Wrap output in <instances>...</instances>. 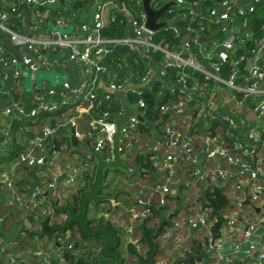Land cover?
<instances>
[{
    "label": "built area",
    "instance_id": "built-area-1",
    "mask_svg": "<svg viewBox=\"0 0 264 264\" xmlns=\"http://www.w3.org/2000/svg\"><path fill=\"white\" fill-rule=\"evenodd\" d=\"M91 1L94 8L90 20L77 21L75 15L59 12L60 0H0V80H6L11 71L18 73V64L37 70L40 64L47 67L54 63L44 53L37 54L35 58L27 52L10 53L3 43L4 36L14 45H26L34 53L37 47L66 49L67 60L83 64V80L74 87L66 81L60 88L47 87L45 94L40 92L35 98V106L29 115L35 116L44 110L56 112L63 106L73 105L75 109L72 112L61 110L58 116L66 117V123L72 127L75 136L92 140V151L110 157L112 135L116 130L115 118L123 108L120 104L116 112L111 111L109 107L120 101L107 90L105 93L97 90L96 81L103 74L107 77V86L120 90L129 82L128 76H135L136 83L142 84L131 87L125 93V100L135 114L128 116L121 126L119 149L123 158L125 152L121 142H127L138 129L141 121L138 114L147 120L144 114L147 102L143 93L152 92L154 88L150 85L155 80L161 81L156 94L165 90L170 93L165 101L156 103L158 112L169 118L161 136L168 151L157 162L167 174L143 187L142 192L149 197L147 202L158 192L161 194L160 203H165V196L172 192L169 183L175 176L179 161L191 165V174L195 179H212L217 184L232 186V197L238 207L232 210L225 225L220 227V235L209 238L204 251L218 255L225 262L248 257L243 264H264V21L259 37H252L249 26L251 15L264 0H212L211 4H206V0H174L164 9L161 17L165 21L162 27L171 28L173 37L178 38L170 45L164 43L163 37L157 41L153 39L158 29L145 27L146 13L142 0ZM165 2L167 0H151L150 4L152 8H158ZM26 7L30 8L32 19L26 30H21ZM49 9L56 15V25L50 34L43 37L29 35L46 19ZM108 9L120 13V21H127L132 36L120 34L108 38L103 34V16ZM76 21L80 32L66 33L60 29ZM210 35V39L200 41V37ZM116 46L125 47V54L116 60V69H111L101 58ZM238 48L244 52L236 55ZM139 50L143 53L144 66L141 69L137 65L133 66L134 69L127 67L128 62L133 63L126 56L139 55ZM155 51L160 52V59H155ZM58 59L59 62L64 61ZM225 62L230 66L227 75L223 74ZM153 64L159 66L157 75L156 71L153 73ZM123 71L126 74L119 76ZM66 92L75 97L66 99ZM128 92H131L130 100ZM99 105L105 107L97 109L96 114L91 113ZM2 113L5 136L8 138L10 107H5ZM84 114L91 116L84 119ZM149 124L154 126L153 122ZM57 125L61 124H45L38 131H32L24 148L13 155L11 162L0 163V181L3 190L7 191L6 203L9 207L16 205L36 215L37 207L45 203V196L55 198L61 186L76 183L81 166L73 161L64 162L62 158L67 154L56 150L52 140L47 144L48 136L54 138ZM172 147L174 151L170 150ZM107 152L109 154L104 155ZM90 153L91 150L87 156ZM24 164L37 168L36 179L28 181L20 189L16 184L15 169ZM191 183L193 181H189ZM246 200L251 206L242 209ZM147 202L137 197L134 204L142 207L129 208L125 224L128 233L132 232L136 221L140 222L148 216ZM255 206L259 209L256 210ZM208 212V207L198 205L190 214L174 220L163 231L162 240L175 246L182 245L191 229L209 226ZM261 228L263 231H260ZM2 232L0 264H34L31 258L50 263L53 252L61 264H67L62 249L73 247L72 242H65L63 237L55 234V241L61 245L58 254L56 250L43 247L21 246L9 251L3 247V239L5 237L9 241L10 237ZM156 263L166 264L165 260H157ZM189 264H203L202 258Z\"/></svg>",
    "mask_w": 264,
    "mask_h": 264
},
{
    "label": "trees",
    "instance_id": "trees-1",
    "mask_svg": "<svg viewBox=\"0 0 264 264\" xmlns=\"http://www.w3.org/2000/svg\"><path fill=\"white\" fill-rule=\"evenodd\" d=\"M212 0H206V4H211ZM206 9V8H204ZM203 9V10H204ZM68 9L63 8L62 6L59 7V12L63 14V12H67ZM63 11V12H62ZM120 13H117V18L109 25V27L105 28L104 31L106 35L113 36L116 34H123V24L120 23L118 17ZM264 21V1L258 5V8L251 15L249 20V26L252 29V37H259L261 34L260 26ZM15 22H18L15 19ZM125 24V23H124ZM158 30L153 34V39L157 41L160 37L164 38V43H168L169 45L172 42H177L178 38L173 37L171 33V28L169 27H162L160 26L157 28ZM122 32V33H121ZM125 52V47L123 46H116L112 51L108 52L101 58V61L107 65L111 69H116L117 65H115L116 60L121 57V53ZM244 50L242 48H238L236 50V55L243 53ZM155 59H160L161 54L158 51L153 52ZM123 56V55H122ZM129 61L132 60L134 64H136L140 69L144 66L145 61L140 55L135 56H126ZM132 58V59H131ZM131 59V60H130ZM229 63L225 62L223 65V74L227 75L229 71ZM157 89L153 90L152 92H144V98L147 102V109L145 111V117L147 120H142L139 122L138 129L141 133H145L150 139H157L161 138V136L165 133L163 128L165 127V123L169 120L167 115H161L158 110L156 109V103L159 100L165 101L166 96L170 95L167 90L162 91L160 94H156ZM131 92H128L127 96L129 95L128 99L130 100ZM105 105H99L98 107L91 110V113L96 114L97 109H102ZM120 108V103H113L109 109L113 112H116ZM90 113V114H91ZM91 115L84 114V119H87ZM149 122H153L154 126L152 127ZM42 125V124H40ZM153 130V132H152ZM133 132L132 137L127 141L128 143L132 142L135 138ZM89 140L88 143L89 150H93V145L90 138H85L84 141ZM77 142L76 136L72 132V128L69 129L67 132L64 131L60 133V135L54 136V148L58 150L61 154H67V156H63L62 160L69 161L67 159L71 153L75 150V144ZM125 141L121 142V147L125 152V163L127 162L130 165L136 166L140 170L141 173H150L153 180L148 184H151L157 180H160L162 177H165L167 173H161V168L158 166L157 156L153 155L152 151H144V148L141 146H136L135 144L128 147V144ZM89 150L82 152V160L80 161L81 169L76 176V180L82 183L75 192L69 191L71 186H61L59 188V195L55 198H49L45 196V203L37 207V214L34 215L32 213H28L26 215V219L28 223L24 219H11L9 216H2V220L0 221V234L3 230L4 233H8V237H10L14 242L20 243L24 248H35V247H43L45 249H52L53 251L56 250V254H58V247L61 246L58 242L55 241V234L65 239V242H72L73 247L70 249H62L63 256L67 264H100L105 260V257L102 252L101 245L106 239L103 234H96V235H84L79 225L77 226V233L74 230L68 232V229L65 231L53 230V226L56 223H61L64 219L55 218L52 219L51 215L53 212L60 210L57 208L59 205H62L66 202L72 204L75 208L77 206V198L78 194L81 190L86 188L88 179L92 176L93 168L91 166L92 156L89 153ZM109 154V152L105 153L104 155ZM87 156V157H86ZM71 157V156H70ZM72 158V157H71ZM72 161V160H71ZM176 172L175 176L172 177V182L169 183V190H174L175 193L171 194L168 193L165 196V203H160L161 194L155 192V194L151 197V200L147 202L148 196L145 195L143 192L138 193L134 200H129L133 204L130 207H138L141 208V205H136L134 202L136 201L137 197H142L145 200L146 205L149 209V214L146 216L142 221L138 222V224L133 227V231L137 229L139 231V241L143 242V244L153 245L152 243H158L156 239H162L161 235L165 229L171 226L174 220L181 216H185L190 214L198 205H204L209 208V212L207 218L210 222L208 227H196L193 230V236L189 237L185 240V242L181 246H176V257H183L185 255H189L196 251H204L205 246L209 240V238H216L220 235V227L225 225V222L228 220V216L232 213V210L238 207L237 203L234 201L232 197L233 188L230 185H222L217 184L214 180H206V179H195L191 174V165L184 163L183 161H179L176 164ZM127 167V165H126ZM131 167V166H130ZM143 167L147 169H142ZM28 165L24 164L19 166L15 169V173L17 175L16 184L22 189L27 183L28 180L25 178H30L32 173L30 172ZM160 168V169H159ZM182 171H189L190 178L186 181L181 180L179 178V174ZM160 172V174H159ZM90 173V174H89ZM34 177V176H33ZM189 181H193V183L189 184ZM114 181L105 182L103 186L104 192L111 195V191H119L121 192L120 184L117 182L116 187H112V183ZM127 185V184H126ZM185 186H190L194 192V196L189 200L186 205H183L185 208L184 210L181 208V195L179 191L184 188ZM125 187H123V191H125ZM6 194L7 191L3 190V185L0 181V204L5 205L7 208L8 205L6 203ZM63 199V200H62ZM111 199L113 205H117V200ZM174 201L177 203L174 204V211H169L168 208L170 204ZM102 201L94 204H100ZM52 205L53 209L50 210V206ZM251 205L248 202H245L241 207L242 209L249 208ZM113 206L110 205L105 211H110ZM10 209V208H9ZM11 210L14 211H25L22 208L17 207L16 205H11ZM44 210V211H43ZM89 211V209H88ZM100 210H93V215L88 216L91 224H98L103 223L108 225L109 227H113L118 232L120 229L117 223H111L108 219H105V216L99 215L98 212ZM128 215L130 214V209L128 210ZM62 212V211H61ZM88 213V212H87ZM9 214L11 215V211L9 210ZM8 219H11V222L8 223ZM103 220V221H102ZM6 233V234H7ZM202 233H204L203 240ZM170 243V242H168ZM159 244V243H158ZM171 245H174L170 243ZM12 248H16L12 245ZM126 248L128 254L130 256H141L142 254L139 253V246H135L132 242H128L126 244ZM10 249V248H9ZM156 253V252H155ZM184 253V254H182ZM182 254V255H180ZM195 259H198L197 256H193L188 262L180 261L177 264H189ZM31 261L34 264H61L58 257L53 252L52 256L50 257V263H41L36 258H31ZM6 264V263H2Z\"/></svg>",
    "mask_w": 264,
    "mask_h": 264
},
{
    "label": "crops",
    "instance_id": "crops-1",
    "mask_svg": "<svg viewBox=\"0 0 264 264\" xmlns=\"http://www.w3.org/2000/svg\"><path fill=\"white\" fill-rule=\"evenodd\" d=\"M61 6L65 9H68L67 12L62 11L63 14H70V15L73 14L77 18V21H79V19L90 20L91 11L94 8V3L91 0H84V1L60 0L59 7ZM113 17L115 19L117 18V10L108 9V11L104 12V16H103L104 28L102 32L108 38L117 37L120 35V34H116L113 36H109V35H106L104 31V29L109 27V25L115 20L113 19ZM31 19H32V15H31L30 8L26 7V9L24 10V21L25 22L24 24L21 25V30H26V26L30 23ZM55 19H56V15L54 14L53 11L49 9L46 19L38 26V28L35 31L29 32V35L36 36V37H43V36L49 35L50 30H52L56 25ZM118 19L120 21V16L118 17ZM77 21L70 23L69 30H65V31L63 30L62 32H66V33L67 32L68 33L80 32ZM120 23L124 25L123 31H122L123 34L124 35L126 34L127 36H132V31L127 21L122 20L120 21ZM2 40H3L5 47L8 49L10 53L27 52L33 58H35L37 54L44 53L48 56L50 60L54 62L51 66L48 65L47 67L40 64L37 70H30L27 66L18 64V66L16 67L18 69V73L14 74L13 72L15 70L11 71L6 80H0V151L2 152V155L0 157V163L9 164L11 160L14 158L13 155H16L18 150L20 151L24 148L27 137H29L32 134V131H38L39 127H41L42 125H45V124L56 125L57 123H60L61 125L59 126L57 125L58 127L56 126L57 133L55 132V135H60V133H63L66 130L68 132L69 129L72 128L66 123V117L62 115L58 116V113L61 110L72 112V110L75 109V108L73 109V105L63 106L56 112H54L55 110L53 111L44 110V111L37 113L35 116L29 115V111L35 106V98L37 97V95H39L40 92L45 94L47 87L54 86L56 88H60V86L62 85L64 81L68 82V84L71 87L79 85L84 77V66L80 62L67 60L66 59L67 50L64 48H53V49L51 48L50 49V47H37V52L34 53V51L29 50L26 45H14L13 43L9 41V38L7 36H4ZM124 54L125 52H122L121 56ZM142 54L143 53H141L139 50V55L141 56ZM58 57L60 58V60L64 59V61L59 62V59L57 61ZM196 60H199V58H197ZM128 63L129 65H127V67L131 69H134L133 66L137 67L136 64H134L133 62H132L133 65L130 62ZM153 65H154L153 67V73H154L156 69L158 70L159 66L158 64L156 65L153 64ZM262 65L264 66V62H262ZM41 68H44L49 71V76L52 78V80L47 79V78H42L40 81H37L35 79L34 75H37ZM25 74L31 75L29 88H26L24 85V80L26 76ZM125 74L126 72L123 71L121 75L119 76H123ZM156 75H157V71H156ZM101 81L104 84H106L107 82V77L103 74L99 75V77L97 78L96 84H97V90H99L102 93H105V89L100 84ZM128 81H133L134 83L137 82L136 77L133 75L131 77L128 76ZM160 82L161 81L159 80L158 81L155 80L153 84L150 86L153 87L155 90L158 88ZM131 91H133V88L131 89ZM73 97H75V95L66 92V95H65L66 99L70 100V99H73ZM47 99L49 98L47 97ZM181 100H184V98H181ZM7 106L10 107V112H11L9 116L10 127L8 128V138H6L5 136V132H6L4 129L5 121H4V117L2 113L3 109ZM47 117H50V118L48 119ZM148 138L150 137L148 136ZM76 139H77V142L74 146L75 147L74 151H78L82 155V152L85 153V151L89 150L88 143H90V141L87 140L86 143L84 141L80 143V141L84 140L85 138L80 139L76 136ZM51 140L54 143V138ZM50 141L47 140L48 145ZM152 141H153L152 139L138 140L134 138L128 147H130L133 144L139 147L142 146L144 148V151H147V152L152 151L153 155L157 156V159L162 158L165 155V153L168 151V148L165 147L163 144L165 151L162 152V150H160V147L155 142H152ZM70 156L67 158V159H70L69 161L71 160L73 162L76 161L77 164L81 165L80 164V161L82 160L81 156L80 158H77V159H75V157L72 156V153L70 154ZM133 167H134V171H130L131 172L130 175L134 173L139 174L138 181L136 182L135 185H136V189L139 190L138 193H142L143 187L148 184L146 183L148 182V179L146 178L147 176H143V175H148V173L139 172L140 170L137 168V164L136 166L133 165ZM133 167H129L131 168L129 170H133ZM27 169L30 170L32 175L30 178H25V180H28V181L31 180L32 182L36 179L37 168L32 166V167H28ZM142 169H147V168L143 167ZM115 171L117 173L118 172L121 173L120 169H116L114 170V172ZM160 172L163 173L164 172L163 169H161ZM181 174L182 172L179 174V178L183 180L181 177ZM173 193H175L174 190H172L171 194ZM114 198L112 200H114ZM115 200H117L118 206L112 207L110 211H105L104 212L105 219L106 220L109 219L111 223L113 222V223H117L118 225L121 224L122 226H124L123 222L125 219L123 218L125 217V215H128V212H129L128 210L131 206V202L129 200L127 201L125 200L119 201L118 199H115ZM175 203H177V201H174L170 204L168 208L169 211H174ZM90 206L91 204H89V211L87 213L88 216H91L94 214L93 211H90ZM180 206L184 210L185 207L183 205H180ZM64 218H65V215H64ZM193 230H190L187 239L193 236L192 235ZM260 231H263V228H261ZM162 241L166 243L167 245L171 246L170 243L164 240ZM247 258L248 257L240 259L239 260L240 264H243L247 260Z\"/></svg>",
    "mask_w": 264,
    "mask_h": 264
},
{
    "label": "water",
    "instance_id": "water-1",
    "mask_svg": "<svg viewBox=\"0 0 264 264\" xmlns=\"http://www.w3.org/2000/svg\"><path fill=\"white\" fill-rule=\"evenodd\" d=\"M150 1L151 0H142V7L146 13L145 27L149 30H155L165 24V21L161 19L163 11L168 5L174 3V1L169 0L158 8H152ZM211 37L212 35L207 37L202 36L200 37V41L210 39ZM140 49L142 50V47H140ZM100 84L105 90L113 93L115 97H117L123 108L122 113L115 118L116 130L112 135L111 154L110 157H104L99 151H91L90 154L94 164L92 167V176L88 179L86 188L79 192L76 208L68 202L57 207L60 211L64 212L66 216L61 223L54 224L53 230L65 231L73 224H77L84 235L94 236L96 234H103L106 239L102 243L101 248L106 259L100 264H124V258L117 249L121 243V237L116 229L103 223L91 224L87 212L89 204L114 198L110 194L103 193L102 188L105 185V177L109 171L126 168L125 159L121 155L119 149L121 126L124 124L128 116L135 114V110L126 102L125 93L131 87L140 86L142 83L136 84L133 81H129L120 90L110 88L102 81ZM138 117L141 121L143 120V117L140 114H138ZM55 132L57 133V130ZM47 140L50 141L51 136H48ZM171 150L174 151V147H172ZM245 202H249V200H246ZM255 209L258 210L259 207L255 206ZM152 244L153 247L148 257L144 258L142 256H137L136 264H158L156 263L154 256L155 252L159 249V244L155 242ZM193 256L202 258L203 264H240L239 260L225 262L218 255H210L207 251H196L183 257H176L166 264H177L180 261L188 262ZM86 264L89 263L86 262Z\"/></svg>",
    "mask_w": 264,
    "mask_h": 264
},
{
    "label": "rangeland",
    "instance_id": "rangeland-1",
    "mask_svg": "<svg viewBox=\"0 0 264 264\" xmlns=\"http://www.w3.org/2000/svg\"><path fill=\"white\" fill-rule=\"evenodd\" d=\"M69 27H70V24L65 26V27H60L61 30H69ZM25 80H24V85L26 88H29L30 87V79H31V75L30 74H25ZM35 76V79L37 81H40L42 78H47V79H50L52 80V78L49 76V71L44 69V68H41L39 70V73L37 75H34ZM40 83V82H39ZM48 119L50 117H47ZM134 137L138 140H143V139H149L148 136L145 134V133H141L139 131H136L134 133ZM152 142H155L159 147H160V150H162V152L165 151V148L163 146V140L161 138H157V139H153ZM105 154V153H104ZM72 156L75 157V159L77 158H82V155L80 152L78 151H74L72 153ZM76 162V161H75ZM133 167L132 165H130L128 162H127V167L125 169H120L121 170V173H117L116 171H109L108 174L106 175L105 177V181L108 182V181H114L112 183V187H116V183L118 182L120 184V188L121 189V192H119L118 190L117 191H111V196L112 197H115L116 199H118L119 201L121 200H124L125 198H128L129 200H134L138 194V191L136 189V182L138 181V178H139V174L138 173H134L132 175H130V171H134V167H133V170H129V167ZM90 174V173H89ZM143 176H147L146 178L148 179V182L146 183H149L153 180V178L151 177V174L148 173V175H143ZM181 177L184 181H186L187 183V180L190 178V172L187 171H182V174H181ZM82 183H80L78 180L77 182L71 186L69 188V191H72L75 192L76 189H78V187L81 185ZM127 184V185H126ZM131 185V187H130ZM123 187H125V191H123ZM105 189V188H103ZM104 192V190H102ZM180 195H181V205H186L189 200L194 196V192L192 190V188L190 186H185L184 188H182L180 191H179ZM127 199V200H128ZM63 200V199H62ZM1 203V202H0ZM133 204V202L131 203V205ZM111 206H118V205H113L111 200L110 199H107V200H104L102 201L99 205L97 204H93L91 203V206H90V211H93L95 212V210H100L98 212L99 215H104V212L103 210H106L108 207ZM9 207V206H8ZM10 208V209H9ZM7 208L5 205H1L0 204V215L2 216H12L13 218H16V219H24L26 221V223H28L27 219H26V215L29 213V211H14V210H11V207ZM9 210L11 211V215L9 214ZM38 215V214H37ZM64 215L65 213L64 212H53L52 215H51V218L52 219H55V218H60V219H64ZM66 216V215H65ZM128 216L129 215H125V217L123 219L124 222H123V225L122 226L121 224H119V227L120 229H118V234L120 235L121 237V243L120 245L118 246V251L121 253V255L123 256H127L128 254V251H127V248H126V243L128 242H132L135 246L138 245L139 246V253L140 254H146V245L143 244V242L139 241V231L137 229H135L134 231L132 230L131 233H128L126 230H125V224L128 222ZM12 217H10L11 219H13ZM11 219H8V223L11 222ZM103 221V220H102ZM138 224V221H136L134 223V225L136 226ZM78 225L77 224H73L69 229H68V232H70L71 230H74L75 233H77V227ZM7 233V232H6ZM5 235L7 236L8 233ZM204 233H202V237H203ZM9 236V235H8ZM7 236V237H8ZM4 244H3V247L6 248L7 250L11 251L13 248H12V245L15 246L16 248H20L22 245L20 243H16L14 242V240H12L10 238L9 241L6 240V238L4 237ZM159 243V249L158 251L155 253V261L157 260H165L166 263H169L173 260V258L175 256H177V253H176V246L175 245H167L166 243H164L160 238L156 239ZM203 240H205V238L203 237ZM10 248V249H9ZM128 264H131V263H128Z\"/></svg>",
    "mask_w": 264,
    "mask_h": 264
},
{
    "label": "flooded vegetation",
    "instance_id": "flooded-vegetation-1",
    "mask_svg": "<svg viewBox=\"0 0 264 264\" xmlns=\"http://www.w3.org/2000/svg\"><path fill=\"white\" fill-rule=\"evenodd\" d=\"M127 244V243H126ZM146 245V254H142L141 256L144 257V258H147L153 245H149V244H145ZM158 251V250H157ZM156 251V252H157ZM121 254V253H120ZM123 256V255H122ZM138 256V255H137ZM137 256H130L129 254H127V256H123L124 258V264H128V263H131V264H136L137 263ZM106 259V258H105ZM108 259V258H107Z\"/></svg>",
    "mask_w": 264,
    "mask_h": 264
}]
</instances>
